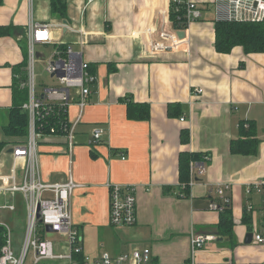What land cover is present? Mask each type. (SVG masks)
Returning <instances> with one entry per match:
<instances>
[{"label": "crops", "instance_id": "obj_1", "mask_svg": "<svg viewBox=\"0 0 264 264\" xmlns=\"http://www.w3.org/2000/svg\"><path fill=\"white\" fill-rule=\"evenodd\" d=\"M63 1L67 19L62 21L82 28L84 43L67 28L55 27L53 37L83 51L97 83L77 128L72 164L62 135L42 138L39 158L43 181L65 182L71 174L79 185L70 209L85 252L117 256L150 248L155 262L183 264L191 258L194 234L214 238L196 254L197 264H264V245L253 241L252 232L253 225L264 222V194L246 192L249 184L264 178V52L246 53L242 46L227 53L216 49L214 0H194L204 18L192 22L186 40L169 50H150L149 42L173 29L171 0ZM31 20L61 21L52 13L51 0L0 4V26H13L0 36V141H9L0 160L6 164L13 141L4 136V126L19 80L14 67L28 62ZM130 102L149 105V116L130 118ZM76 112L74 105L71 119ZM245 120L256 130L255 155L230 149ZM97 127L105 132L93 144ZM191 152L207 154V161L201 170L195 168L192 183L190 168L185 184L180 158ZM225 182L232 184L235 244L221 234L220 212L209 209L216 186ZM111 184L136 188L134 225L111 224ZM249 203L254 213L246 209ZM249 232L252 241L246 243ZM52 234L61 240L59 251L67 252L66 238Z\"/></svg>", "mask_w": 264, "mask_h": 264}, {"label": "built area", "instance_id": "obj_2", "mask_svg": "<svg viewBox=\"0 0 264 264\" xmlns=\"http://www.w3.org/2000/svg\"><path fill=\"white\" fill-rule=\"evenodd\" d=\"M171 6L178 25H173L171 31L162 30L160 39L149 42L150 50L177 47L186 40L179 36V31H184L186 36L190 24L204 18V9L194 0H171ZM213 7L214 22H264V0H214ZM55 27L67 28L70 32L79 34L78 43H84V30L71 27L62 20H31L28 24L27 75L21 80V86L28 89V99L22 105L28 117V134L23 143L11 145L9 164L0 160V264H26L31 249V264H161L153 260L150 248L135 249L117 256L107 252L98 256L88 255L70 209L71 196L79 185L71 174L65 182H45L41 177L39 143L47 135L64 136L69 162L72 164L77 128L97 83V75L91 72L90 62L84 58L83 51L75 49L71 43L56 41L53 37ZM36 45L53 46L48 56L40 55V59L45 61L44 69L52 80L50 84L42 83L40 91H37L36 85ZM201 92L202 89L199 88L197 93ZM74 105L77 107L76 118L71 119L70 108ZM104 132L102 127L95 128L91 143L100 141ZM203 165L204 163L192 162L191 183L195 178V168L201 170ZM231 188L232 184L229 182L219 183L215 188L216 199L210 201L209 209L224 211L232 202ZM109 190L111 224L134 225L137 222L136 188L126 184H111ZM246 192L264 194V178L249 184ZM20 204L26 209V226L23 243L16 250L11 221L2 218V212H18ZM262 208L264 215V203ZM246 209L250 213L255 212L252 203ZM48 227H51L52 233L66 238L67 252L56 250V244L47 236L51 233ZM252 227L253 241L264 245V222L261 227ZM212 239L214 238L211 236L193 234L191 258L183 264H197L196 254Z\"/></svg>", "mask_w": 264, "mask_h": 264}, {"label": "trees", "instance_id": "obj_3", "mask_svg": "<svg viewBox=\"0 0 264 264\" xmlns=\"http://www.w3.org/2000/svg\"><path fill=\"white\" fill-rule=\"evenodd\" d=\"M52 13L61 20L67 19V6L63 0H51ZM3 0H0V4ZM171 21L177 26L176 14L171 6ZM13 26H0V36L10 33ZM215 46L219 52H230L236 46H242L246 53L264 52V22H216ZM27 59L19 66L14 67L19 73V80H15L13 86V104L8 112V122L4 126L6 137L12 139L13 144L23 143L28 134V117L22 109L23 103L28 99V89L21 86V80L25 79ZM91 72L94 69L90 66ZM128 116L130 118L145 119L149 116V105L143 103H128ZM247 122V124L245 123ZM239 123V136L231 141L230 149L233 153L255 155L258 148L256 130L252 122L245 120ZM9 141H0V155ZM11 144V145H13ZM205 153H183L180 158L181 182L187 184L190 180L191 162L204 163L207 160ZM187 187V185H186ZM234 218L231 204L220 212L219 227L221 234L234 242ZM233 247V245H232Z\"/></svg>", "mask_w": 264, "mask_h": 264}, {"label": "rangeland", "instance_id": "obj_4", "mask_svg": "<svg viewBox=\"0 0 264 264\" xmlns=\"http://www.w3.org/2000/svg\"><path fill=\"white\" fill-rule=\"evenodd\" d=\"M52 50H53V46L43 47L40 45H36L35 47V52H36L35 73H36L37 91H40L42 89V86H43L42 83H45V84L52 83V80L49 79V76L44 69L45 61L43 59H40L41 54L48 56ZM4 136L6 135L4 134ZM2 218L6 219V221L7 220L11 221L12 238L14 241V247L16 248V250H19L20 246L23 243V239H24L25 226H26V209H24L22 204H20L18 212H11V213L2 212ZM1 232L2 231H0V233ZM48 237L52 239V237H54V234L50 233L48 234ZM52 241L56 244L57 246L56 250H58L59 247L61 246L60 245L61 240L60 242H58L57 240L52 239ZM32 258H33V249L29 251L26 264H31Z\"/></svg>", "mask_w": 264, "mask_h": 264}, {"label": "water", "instance_id": "obj_5", "mask_svg": "<svg viewBox=\"0 0 264 264\" xmlns=\"http://www.w3.org/2000/svg\"><path fill=\"white\" fill-rule=\"evenodd\" d=\"M67 22V21H65ZM179 36L181 38L185 37V32L184 31H179ZM10 152H12V149L10 150ZM48 231H52L51 230V227H48ZM252 241V232H249L247 235H246V239H245V242L248 243V242H251Z\"/></svg>", "mask_w": 264, "mask_h": 264}]
</instances>
